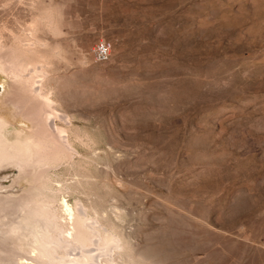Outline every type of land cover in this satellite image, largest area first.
I'll return each mask as SVG.
<instances>
[{
	"label": "rangeland",
	"instance_id": "rangeland-1",
	"mask_svg": "<svg viewBox=\"0 0 264 264\" xmlns=\"http://www.w3.org/2000/svg\"><path fill=\"white\" fill-rule=\"evenodd\" d=\"M14 36L46 41L73 149L48 176L58 204L82 201L118 234L113 264H264V0H0V37ZM13 93L0 69V135L18 144L32 123ZM10 170V194L32 184Z\"/></svg>",
	"mask_w": 264,
	"mask_h": 264
},
{
	"label": "bare ground",
	"instance_id": "bare-ground-1",
	"mask_svg": "<svg viewBox=\"0 0 264 264\" xmlns=\"http://www.w3.org/2000/svg\"><path fill=\"white\" fill-rule=\"evenodd\" d=\"M49 16L41 13L36 23L53 25ZM57 28L51 27L56 32ZM40 45L45 46L46 41L38 36L26 42L14 36L11 45L0 37V69L12 79L14 92L9 102L17 115L32 123L26 139L18 144L0 135V264H113L111 252L121 247L118 234L104 228L82 201L58 204L62 189L48 176L51 169L72 159L73 149L65 128L54 120L67 119V115L55 106L53 92L43 83L48 57L40 52ZM13 167L20 168V177H33L32 184L16 195L10 194L6 180ZM94 245L106 254L105 262L98 261L101 254L95 253ZM24 247L34 254L23 261Z\"/></svg>",
	"mask_w": 264,
	"mask_h": 264
},
{
	"label": "built area",
	"instance_id": "built-area-1",
	"mask_svg": "<svg viewBox=\"0 0 264 264\" xmlns=\"http://www.w3.org/2000/svg\"><path fill=\"white\" fill-rule=\"evenodd\" d=\"M113 48H114L113 41L108 39H104L100 41L94 49V55L96 61L106 62L110 60Z\"/></svg>",
	"mask_w": 264,
	"mask_h": 264
}]
</instances>
